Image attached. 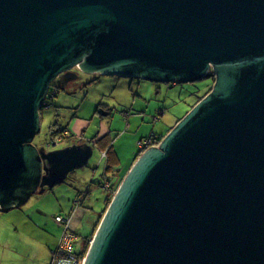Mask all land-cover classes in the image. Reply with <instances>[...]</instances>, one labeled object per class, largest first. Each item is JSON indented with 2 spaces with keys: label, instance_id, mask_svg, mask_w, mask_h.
I'll return each instance as SVG.
<instances>
[{
  "label": "water",
  "instance_id": "1",
  "mask_svg": "<svg viewBox=\"0 0 264 264\" xmlns=\"http://www.w3.org/2000/svg\"><path fill=\"white\" fill-rule=\"evenodd\" d=\"M77 71L214 76L131 165L83 264H264V0H0V212L92 157L33 144L51 85Z\"/></svg>",
  "mask_w": 264,
  "mask_h": 264
},
{
  "label": "rangeland",
  "instance_id": "2",
  "mask_svg": "<svg viewBox=\"0 0 264 264\" xmlns=\"http://www.w3.org/2000/svg\"><path fill=\"white\" fill-rule=\"evenodd\" d=\"M78 73V83L90 80L93 82L87 88L75 92L60 90L51 100L52 105L40 110L41 128L33 139V144L44 147L48 138L49 123L56 122L59 127H65L72 116L77 114L80 119L89 123L85 125V138L101 127L98 126L100 121L109 126V141L114 143V149L121 153L122 166L133 158L139 139L146 137L151 130L163 133L170 126H174L176 120L191 109L190 104L195 99L194 89L204 91L212 84L210 76L193 83L161 84L123 76ZM69 83L71 90L78 86L76 80ZM64 99L67 108L61 106L64 105ZM99 103L107 106L109 111L104 112L108 114L102 116L101 112H98L100 115L95 113ZM157 118L162 120L154 122ZM83 129L79 128V132ZM103 132L104 130L101 131ZM71 141L61 143L60 147L75 143ZM80 141L85 142L83 139ZM78 143L81 142L78 140ZM101 154L96 146L87 165L71 171L63 183L47 188L43 193L32 194L29 200L18 208L0 212V264H49V250L59 233V228L54 223V215H67L72 206L69 230L76 234L72 248L74 251H82V257L85 256L86 252L83 253V250L89 244L90 235L105 207L107 197V193L97 183L105 161L101 159ZM121 165L116 167L120 168ZM114 168L113 166L108 172L109 177L115 174ZM116 178L117 176L114 181ZM92 179L94 182L90 184ZM75 190L85 194L83 207L76 208L75 204H72L67 209L63 204L68 200L66 194L69 193L72 198V192ZM63 194L65 198L62 197ZM40 212L42 214H37Z\"/></svg>",
  "mask_w": 264,
  "mask_h": 264
},
{
  "label": "trees",
  "instance_id": "3",
  "mask_svg": "<svg viewBox=\"0 0 264 264\" xmlns=\"http://www.w3.org/2000/svg\"><path fill=\"white\" fill-rule=\"evenodd\" d=\"M79 76H80V73H78ZM212 78V84L209 85L204 91H198V90H195L194 89V95H195V99L193 100V102L190 104V108H192L199 100H201L207 93L210 92L211 88H212V85L214 83V76H210ZM80 79V77L76 80V85H78L76 88H73V90H71L69 87H67V85H60L58 83H54L51 85V88L49 89V92L47 94V97L44 101V105L42 107V109H45V108H49L52 103H51V100L57 96V94L60 92V90H69V92H75L76 90H79V89H84V88H87V86H89L93 81L90 80V81H82V83H78V80ZM198 92H200L201 94H197ZM197 94V95H196ZM63 104L64 105H61L63 106V108H67V102H66V99L63 100ZM99 108H102V109H105L106 111H109V109L107 108V106L105 107V104L103 103H100V104H97V107H96V110H95V113L97 115H100L98 112H99ZM79 114V113H78ZM72 119H80L79 116L76 114V115H73L72 118L68 121V124L65 126V127H59V124L56 123V122H52V123H49L48 125V138L46 139V144H45V149H49V150H52L50 148V144L51 142H57V145H56V148H60V145L61 143L65 142V141H70L72 140L71 142H75L77 143L78 140L79 142H82L80 141L81 139H83L86 143H95V144H102V141L104 140V138L107 137V133L104 134L105 136L101 137V138H98V136H101V135H98L97 132H95L94 134L92 135H88L86 138H85V129L86 127L84 126L81 134H76L72 127H71V121ZM181 119L178 118L175 122V124ZM82 120V119H80ZM153 120V119H152ZM162 118H157V121H154V122H159L161 121ZM83 121V120H82ZM89 124V123H88ZM87 124V125H88ZM173 127V126H172ZM172 127L170 126L169 128H167L163 133H159V132H156L155 130H151L150 133L146 136V137H143L142 139H139L137 141V151L136 153L134 154L133 158L131 159V161L125 166V167H122L119 172H117L118 170L115 171V174L113 175V177H109L108 176V172L111 171L113 169V166L112 165H109L107 163V166L105 167V172L102 170V173H101V177L98 179V184L103 188L104 186V182H108L109 186H108V189L107 190H104V192L107 193V197H106V200H105V207L104 209L102 210L100 216H99V220L92 232V234H94V231L96 230L99 222H100V219L105 211V209L107 208L112 196L114 195V192L117 190L121 180L123 179V177L125 176V174L127 173V171L129 170V168L131 167V165L134 163V161L137 159V157L143 152V150L145 149L144 146H141V144L146 141V140H149V144L148 146H151V145H158L160 143V141L163 139V137L172 129ZM84 133V134H83ZM83 134V135H82ZM84 143V142H82ZM71 144V143H70ZM112 146H113V143L112 142H108V145L104 148L106 150H102V154L104 153V156L101 154V159L103 158H107V155L108 154H111L113 152L112 150ZM56 148H53V149H56ZM104 172V173H103ZM115 176H117L116 180L114 181L115 179ZM94 179H92L90 181V184H92L94 181ZM74 191V190H72ZM73 193V197L74 199H76V202L75 201H72L73 205L75 204L76 208L80 207L82 208L83 206V201H84V197H85V194L83 193H78L76 190L75 192H72ZM86 193L87 190H86ZM64 195V194H63ZM71 198V199H72ZM73 200V199H72ZM86 208V207H85ZM87 209V208H86ZM73 210V206L71 208V211ZM71 211L68 212L67 215H62V214H55V215H61L63 217H65L66 219L69 218L70 219V214H71ZM38 214V213H37ZM55 215H54V218H55ZM39 217V216H38ZM53 218V219H54ZM54 223H55V226L59 228V233H58V237L54 243V245L51 247L50 249V263H51V253L52 251H54L56 249V245H57V242L59 240V237L61 236V232H62V226L61 225H58L55 220H54ZM72 232V231H71ZM72 234H74L76 236L75 233L72 232ZM92 234L90 236H92ZM89 236V237H90ZM88 237V238H89ZM77 253H79L80 251H76ZM82 253V252H81ZM49 263V264H50Z\"/></svg>",
  "mask_w": 264,
  "mask_h": 264
},
{
  "label": "built area",
  "instance_id": "4",
  "mask_svg": "<svg viewBox=\"0 0 264 264\" xmlns=\"http://www.w3.org/2000/svg\"><path fill=\"white\" fill-rule=\"evenodd\" d=\"M149 144V140L144 141L141 146H144L146 149ZM57 142H51L50 148H56ZM104 156V153L102 154ZM108 182H104L103 189L107 190L108 189ZM115 193V192H114ZM55 222L58 225L62 226V232L61 236L59 237V240L56 245V249L52 251L51 253V263L50 264H83L85 256L81 254L82 251L77 253L76 251L73 250L72 248V242L76 238L74 234L69 230L70 226V219L65 218L61 215H55L54 218ZM90 243V239H89ZM89 247V244L87 245V248L85 247L83 250L84 252H87V249ZM86 255V253H84Z\"/></svg>",
  "mask_w": 264,
  "mask_h": 264
},
{
  "label": "crops",
  "instance_id": "5",
  "mask_svg": "<svg viewBox=\"0 0 264 264\" xmlns=\"http://www.w3.org/2000/svg\"><path fill=\"white\" fill-rule=\"evenodd\" d=\"M100 104V103H99ZM105 110V109H104ZM108 114V113H107ZM88 124V122L87 121H82V120H80V119H72V121H71V127H72V129H73V131L76 133V134H81L80 132H79V128H82V127H84L85 125H87ZM99 125H101V127L96 131L97 132V134L98 135H101V136H98V138H101V137H103V136H105L104 134H106L108 131H109V126L108 125H106V124H104L103 122H99V124H98V126ZM102 130H104V132L103 133H101V131ZM84 134V133H83ZM82 134V135H83ZM108 135H107V137L106 138H104V140L102 141V144H95V143H92V144H90V145H92L93 147H94V150H95V148H96V146H97V148H98V151L99 152H101L102 150H106V149H104L107 145H108V142H110L109 141V137H110V133H107ZM112 150H113V152L111 153V154H108L107 155V158H103L105 161H104V168H103V171L105 172V167L107 166V163L109 164V165H112V166H114L115 168H114V170L116 171V170H118L117 172H119V170L122 168V167H125L126 165H124V166H122L121 165V163H122V161H121V153L118 151V150H116V149H114V143H113V146H112ZM102 159V160H103ZM99 160H101V159H99ZM119 165H121V167L120 168H117L116 166H119ZM103 172V173H104ZM63 198H65L64 197V195L62 196ZM66 197L68 198V204H67V201L66 202H63V204L64 205H66L67 206V209H68V207H71V205L73 204L72 202H70V200H72L71 199V195L69 194V193H67L66 194ZM72 201H74V200H72ZM79 209H77V211H78ZM2 213V212H1ZM38 214H42L41 212L40 213H38ZM14 216H20V214H14ZM71 223V222H70ZM16 231H18V229H16ZM51 249V248H50ZM49 252H50V250H49Z\"/></svg>",
  "mask_w": 264,
  "mask_h": 264
},
{
  "label": "flooded vegetation",
  "instance_id": "6",
  "mask_svg": "<svg viewBox=\"0 0 264 264\" xmlns=\"http://www.w3.org/2000/svg\"><path fill=\"white\" fill-rule=\"evenodd\" d=\"M69 84H70L69 82L66 84L67 87H69ZM60 85H61V84H60ZM69 88H70V87H69ZM100 110H101V109L99 108V112H100ZM102 110L104 111V109H102ZM101 115H102V113H101ZM102 116H103V115H102ZM77 143H78V142H77ZM81 143H82V142H81ZM88 143H89V142H88ZM89 144H92V143H89ZM73 200L76 202V199L73 198ZM70 222H72V215H70Z\"/></svg>",
  "mask_w": 264,
  "mask_h": 264
},
{
  "label": "clouds",
  "instance_id": "7",
  "mask_svg": "<svg viewBox=\"0 0 264 264\" xmlns=\"http://www.w3.org/2000/svg\"><path fill=\"white\" fill-rule=\"evenodd\" d=\"M151 146H152V145H151ZM149 147H150V146H149ZM144 150H145V149H144ZM144 150H143V151H144ZM115 192H116V191H115Z\"/></svg>",
  "mask_w": 264,
  "mask_h": 264
}]
</instances>
